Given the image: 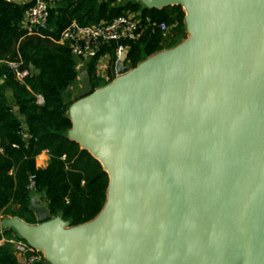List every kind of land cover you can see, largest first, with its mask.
<instances>
[{
  "label": "water",
  "instance_id": "1",
  "mask_svg": "<svg viewBox=\"0 0 264 264\" xmlns=\"http://www.w3.org/2000/svg\"><path fill=\"white\" fill-rule=\"evenodd\" d=\"M141 1L185 5L191 37L134 69L121 56L96 92L82 74L69 137L108 170L105 210L65 231L34 196L41 227L0 235L54 264H264V0Z\"/></svg>",
  "mask_w": 264,
  "mask_h": 264
},
{
  "label": "trees",
  "instance_id": "2",
  "mask_svg": "<svg viewBox=\"0 0 264 264\" xmlns=\"http://www.w3.org/2000/svg\"><path fill=\"white\" fill-rule=\"evenodd\" d=\"M47 1L52 5L48 28L28 35L23 23L34 0H0V217L37 223L30 202L34 195L42 194L52 216H61L76 226L102 211L110 176L97 158L69 137L73 126L68 116L72 103L69 89L78 80L79 61L70 45L60 41L63 30L73 20L92 25L127 12L140 13L144 23L148 17L153 22H165L171 27L167 35L152 33L149 28L139 39L124 42L129 47L127 61L135 67L171 47L172 40L184 37L186 14L181 5L147 8L137 0ZM117 46L116 42L107 44L96 59L87 60L94 86L101 81L96 76L99 58L109 56L110 67H114ZM12 61H20L23 68L34 65L37 72L21 82L8 67ZM8 90L15 95L18 114L7 100ZM38 95L43 97V104L38 103ZM44 152L50 160L41 167L38 158ZM32 175L36 190L29 189ZM14 232L13 228L6 229L2 235L12 238ZM0 264H22L10 242L0 245Z\"/></svg>",
  "mask_w": 264,
  "mask_h": 264
},
{
  "label": "built area",
  "instance_id": "3",
  "mask_svg": "<svg viewBox=\"0 0 264 264\" xmlns=\"http://www.w3.org/2000/svg\"><path fill=\"white\" fill-rule=\"evenodd\" d=\"M51 7V3L47 0H34L23 23L28 35L39 34L48 28ZM149 28L152 33L162 32L167 35L171 32V27L165 22H153L148 17L146 23H144L140 13L127 12L111 21H100L92 25H81L77 20H73L63 30L60 41L70 45L74 56L78 60L85 61L96 59L105 45L116 42L118 43L116 49L117 63L123 55H127L128 59L129 47L124 42L139 39L145 30ZM102 57H108L110 60L107 55L100 58ZM8 67L21 82H25L26 78L32 74L31 69L23 68L20 61L9 62ZM4 77L6 78V75ZM37 98L39 104L44 103L41 95H38ZM30 181L29 189L36 190L35 175L31 176ZM6 242L13 244L17 255L24 256L25 260L21 262L22 264H39L43 262V256L39 251L25 240L16 237L5 238L1 235L0 245Z\"/></svg>",
  "mask_w": 264,
  "mask_h": 264
},
{
  "label": "crops",
  "instance_id": "4",
  "mask_svg": "<svg viewBox=\"0 0 264 264\" xmlns=\"http://www.w3.org/2000/svg\"><path fill=\"white\" fill-rule=\"evenodd\" d=\"M11 1H14V2H17V3H27V2H31L32 0H11ZM137 1L142 3L145 7L149 8L143 1H141V0H137ZM181 6L183 7V9L185 11V14H186L185 15V35L181 39H177L176 40L178 42V44L175 45V43H173L174 45L172 44L171 47L165 48L163 50H168V49L175 48L176 46H178L179 44H182L184 41H186L187 39H189L191 37V32H189L188 29H187V16L189 15V12H188L187 7L185 5L181 4ZM25 19H26V16H25ZM25 19H24V21H25ZM175 34H176L175 32L172 33V38H174L173 36ZM172 41H174V40H172ZM157 53H155V54H157ZM155 54H153V55H155ZM153 55L147 57L145 60H143L140 63H138L137 66H139L142 62L146 61L147 59H149ZM78 61H79V63H78L79 77H78V80L76 81L75 85H73L69 89V93H71V96L69 97V100L72 101V103H71V105L69 106V109H68V116L70 118L72 117L71 108L79 101V98H77V94L82 90V84H81L82 74H83V72L88 71V69L86 68V65L88 64V61H85V60H78ZM124 64H125V66L129 67L130 69H134V68L137 67V66L132 67L128 63L127 60L125 61ZM96 67H97L96 76H97L98 79L101 80L99 85H97V86L95 85L94 86V84L92 82V77L90 75V72L88 71V73L90 75L91 84L93 86V92H96L98 89H101V88H104V87L110 85L111 83L116 81V79L119 77V75L116 72V64L114 65V67H110V60H109L108 57L100 58L98 60L97 64H96ZM6 95H7L8 102L10 103V105H12L14 107V111L16 112V114H18L19 113V106L16 103V98H15L14 93L11 90H8ZM74 127L72 128V131L74 130ZM80 145L83 146V143L81 141H80ZM88 150L90 152H92L90 149H88ZM92 154L95 155L93 152H92ZM49 160H50L49 155L46 152H44V153H42L39 156L38 164L41 167H46L48 165V163H49ZM102 166L104 167V169L106 171H108L105 168V166L103 165V163H102ZM34 196H38L40 198V200H41V203L48 207L47 202H46V200H45V198H44V196L42 194H36ZM108 200H109V189H108V193H107L106 204H105L104 208L102 209V211L93 219V221H95L100 216V214L105 210V207H106V205L108 203ZM13 218L14 217H10V216L9 217H0L1 220H11ZM54 218H56V217L52 216V219H54ZM29 225L32 226V227H41V224L38 221L35 224H29ZM12 228L15 231L13 233L14 237L22 239V240H25L26 242L29 243V241L23 236V234L19 233L18 230L15 227H11L10 229H12ZM73 228H75V227L74 226H68V225H62L61 226V229L65 230V231L71 230ZM36 249L43 256V263L44 264H54L48 258V254L49 253L47 251V247L40 246V247H37ZM17 256H18L20 262H23L25 260L24 256H20V255H17Z\"/></svg>",
  "mask_w": 264,
  "mask_h": 264
},
{
  "label": "bare ground",
  "instance_id": "5",
  "mask_svg": "<svg viewBox=\"0 0 264 264\" xmlns=\"http://www.w3.org/2000/svg\"><path fill=\"white\" fill-rule=\"evenodd\" d=\"M233 202H232V197L230 196V198L228 197L227 198V201H226V205L229 206L231 205Z\"/></svg>",
  "mask_w": 264,
  "mask_h": 264
},
{
  "label": "rangeland",
  "instance_id": "6",
  "mask_svg": "<svg viewBox=\"0 0 264 264\" xmlns=\"http://www.w3.org/2000/svg\"><path fill=\"white\" fill-rule=\"evenodd\" d=\"M177 39H174V43H175V45L176 44H178V42L176 41ZM174 45V44H173ZM261 54H262V57H264V55H263V51H261ZM262 57H261V60H262ZM254 58H255V56H254ZM254 58H252V59H254ZM264 60V59H263ZM255 62H256V58H255Z\"/></svg>",
  "mask_w": 264,
  "mask_h": 264
}]
</instances>
